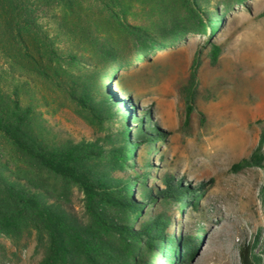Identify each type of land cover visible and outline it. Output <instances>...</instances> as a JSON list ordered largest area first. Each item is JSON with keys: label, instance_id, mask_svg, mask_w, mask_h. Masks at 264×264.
<instances>
[{"label": "rangeland", "instance_id": "374dc122", "mask_svg": "<svg viewBox=\"0 0 264 264\" xmlns=\"http://www.w3.org/2000/svg\"><path fill=\"white\" fill-rule=\"evenodd\" d=\"M197 2V15L215 33L195 29L184 0H18L10 10L0 8V82L7 93L18 92L23 105H32L38 128L54 138L104 141L124 130L126 116L117 105L122 118L101 112L104 125L99 124L94 112L105 97L131 98L127 105L132 101L139 113L149 111L165 133L154 143L158 150L141 142L129 172L145 171L148 156L152 166L145 178L155 192L164 187L159 172L168 168L185 184L204 188L207 232L187 264H241L240 248L252 245L260 231L255 251L264 248V168L233 169L264 131V0ZM175 18H184L190 29L181 39L163 41L173 43L155 50L137 42L136 33L159 36L160 26ZM215 42L223 50L213 64ZM195 58L197 74L190 82ZM189 83L194 111L183 128ZM128 125L130 138L137 139L138 124ZM0 163L4 173L44 185L82 214L80 189L37 166L1 132ZM132 192L141 202L137 186ZM172 206L179 226L200 221L189 208L184 225L183 208ZM43 254L34 230L0 232V264H39Z\"/></svg>", "mask_w": 264, "mask_h": 264}, {"label": "trees", "instance_id": "16d2710c", "mask_svg": "<svg viewBox=\"0 0 264 264\" xmlns=\"http://www.w3.org/2000/svg\"><path fill=\"white\" fill-rule=\"evenodd\" d=\"M16 1L0 0V8L10 10ZM197 4V0H184L190 19L196 21L195 29L201 32L209 29L215 33V28L197 15ZM187 27L184 18H175L160 26L157 33L161 38L142 31L136 33L137 42H144L149 49H162L173 43L163 41L184 37L190 30ZM11 39L19 40L12 32ZM222 50L220 44H213L210 53L213 64L218 62ZM71 57L75 60V56ZM197 67L195 58L190 82L196 77ZM190 87L189 83L185 88L183 128L189 126L194 111L195 97ZM114 99L105 97L94 115L103 126L101 112L121 116L120 108L126 116L124 130L105 136L104 141L100 138H54L38 128L32 105H23L19 93H7L0 82V132L22 155L59 177L66 185L77 186L83 193V210L78 215L69 203L44 185L14 175L11 170L7 173L0 170V232L22 228L34 230L44 250L39 264H187L194 261L200 250L207 232L203 222L206 207L200 203L204 188L185 184L184 179L168 168L159 172L164 187H157L155 192L145 178L152 166L148 156L144 157L142 166L145 171L130 173L133 165L130 161L136 159L135 151L141 142L146 141L158 150L154 143L165 131L150 118L149 111L139 113L132 101L128 108L126 103L131 98ZM78 103L85 106L87 100L79 97ZM130 122L138 124L133 128L137 139L130 138ZM0 166L4 168L5 165L0 163ZM250 166L264 168V131L250 155L235 163L233 169L240 171ZM134 186L138 187L141 202L133 195ZM262 201L264 206V187ZM175 203L183 208L184 225L187 224L185 210L189 212V208L196 211L200 221L191 228L179 226L174 219L176 208L172 205ZM149 204L154 209L145 210ZM260 237L261 231L255 235L252 245L240 248L241 264H264V248L262 253L255 251Z\"/></svg>", "mask_w": 264, "mask_h": 264}]
</instances>
